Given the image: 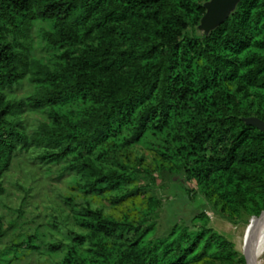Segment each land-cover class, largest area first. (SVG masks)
<instances>
[{
  "label": "trees",
  "instance_id": "1",
  "mask_svg": "<svg viewBox=\"0 0 264 264\" xmlns=\"http://www.w3.org/2000/svg\"><path fill=\"white\" fill-rule=\"evenodd\" d=\"M207 1L0 0V196L16 154L31 147L42 150V163L66 162L60 177L75 173L72 187L83 194L118 191L149 169L122 162L106 166L98 158L175 122V153L184 157L186 178L197 181L196 199L203 196L205 205L232 223L242 221L245 211L259 217L264 132L244 118L264 119V0H241L205 33L199 24ZM38 20L50 26L42 30L49 48L67 46L55 67L32 56L31 29ZM26 77L36 92L8 98L7 91ZM86 99L91 105L79 112L66 108ZM29 108H47L51 120L25 131L21 116ZM67 200L75 223L88 232L74 233L61 264H192L210 253L225 260L237 254L206 220L193 231L173 229L174 239L154 243L145 239L152 225L119 221L90 203L77 207L72 196ZM193 218H207L206 210ZM5 233L0 215V238ZM35 237L12 250H39ZM111 239L120 244L108 250ZM86 241L102 259L80 252Z\"/></svg>",
  "mask_w": 264,
  "mask_h": 264
},
{
  "label": "rangeland",
  "instance_id": "2",
  "mask_svg": "<svg viewBox=\"0 0 264 264\" xmlns=\"http://www.w3.org/2000/svg\"><path fill=\"white\" fill-rule=\"evenodd\" d=\"M49 27L47 22L41 20L34 23L31 29L34 39L32 56L55 67L58 56L67 46L59 50L47 46L42 30ZM190 31H193V27ZM35 92L36 85L26 77L11 91H7V96L21 98ZM252 97L259 99L255 94ZM89 105L90 100H78L76 105L66 108L79 112ZM179 118L176 117V120ZM21 120L25 131L30 132L51 119L47 108H29L21 116ZM176 127L174 122L161 130L152 129L140 142L122 147L116 152L111 150L110 157L98 158L101 151H95L94 156L106 166H117L122 162L131 167L140 164L142 168L149 169V175L140 176L118 191L83 194L72 187L77 178L75 173L60 177L59 171L66 162L59 165L42 163L37 159L42 150L35 147L19 151L4 177L6 192L0 196V215L4 218L6 228L5 235L0 238V251L10 248L5 256L0 257V264H61L74 233L88 232L75 223L73 208L67 200L69 196L73 197L77 207L90 203L93 208L103 209L106 215L119 221H129L142 227L152 225L145 239L154 243L174 239L178 234H173V229L180 232L188 226L187 229L193 231L197 229L195 226L206 220L209 227L233 243L237 254L225 260L210 253L203 262L192 264H241L242 257L247 259L249 227L254 224L252 219L255 216L245 211L241 215L242 221L232 223L219 215L211 205H205L203 196L200 200L196 199L195 194L200 192L197 181L186 178L181 169L184 157L175 153L179 145ZM183 185H186L188 192L184 193ZM131 190H134L132 195L121 202H115V198H120ZM205 210L207 218H193ZM33 234L36 235L34 243L40 246L39 250L26 246L20 247L18 251L12 250L15 243L26 241ZM126 237L124 239L130 241L134 233L131 232ZM114 241H108V250L113 246L116 249L120 244ZM51 244L59 246L56 250H51L48 247ZM80 252L102 259L88 241L80 246ZM259 261L264 264V252Z\"/></svg>",
  "mask_w": 264,
  "mask_h": 264
},
{
  "label": "water",
  "instance_id": "3",
  "mask_svg": "<svg viewBox=\"0 0 264 264\" xmlns=\"http://www.w3.org/2000/svg\"><path fill=\"white\" fill-rule=\"evenodd\" d=\"M241 0H208L205 2L206 12L201 18L199 28L205 33H210L213 29L222 24L236 9ZM249 125L256 126L264 132V119L258 116L244 118ZM264 215V211L259 216Z\"/></svg>",
  "mask_w": 264,
  "mask_h": 264
},
{
  "label": "bare ground",
  "instance_id": "4",
  "mask_svg": "<svg viewBox=\"0 0 264 264\" xmlns=\"http://www.w3.org/2000/svg\"><path fill=\"white\" fill-rule=\"evenodd\" d=\"M256 219V217L254 218ZM264 252V215L259 216L249 227V244L245 264H260L259 258Z\"/></svg>",
  "mask_w": 264,
  "mask_h": 264
}]
</instances>
